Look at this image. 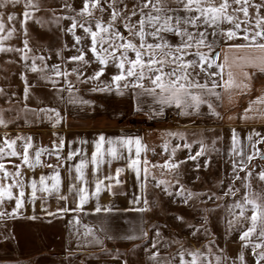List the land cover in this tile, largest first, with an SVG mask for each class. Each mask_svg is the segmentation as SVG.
<instances>
[{
    "label": "crops",
    "instance_id": "obj_1",
    "mask_svg": "<svg viewBox=\"0 0 264 264\" xmlns=\"http://www.w3.org/2000/svg\"><path fill=\"white\" fill-rule=\"evenodd\" d=\"M216 50L220 52L218 62L225 63L224 56H228L224 79H228L229 65H232L234 77L237 80L241 79L242 69L238 66L240 63L238 58L246 53L229 50L223 45ZM243 71L253 74L250 91L240 92L233 89L228 93L223 87L217 88L223 95V102L216 107L222 118L210 114L206 104L201 105L198 114L189 109L190 115H179V109L172 105L166 106L163 113L157 115L155 113L159 111V105L153 103V97L137 95L141 90H133L131 85L122 89L123 94L117 93L116 86H110V91H92L93 88H89L72 89L71 94L69 91L65 92L61 103L57 107H51L55 111L49 112L50 122L46 127L49 135L43 141V147L48 151L41 155L40 164L26 172L24 178L25 216L46 225V229L38 232L37 237L42 247H36L44 254L36 256L42 257L40 258L42 261L50 256L62 261L98 256L104 260L88 264H126L124 253L127 251L130 252L131 258H134L135 253L136 256L139 254L138 257L142 258L144 264H157L150 256L151 253L158 251L160 264L169 259H172L173 264H179L178 252L182 250L181 246L188 249L185 245L191 238L183 236L184 238L178 241L167 233L166 226L177 227L180 234H184L183 228L187 226H212L210 221L217 213L227 221L229 206L235 202V197L225 196L224 193L230 183L236 187L238 180L234 179L233 160L238 162L240 159L231 152L232 129L236 130L246 154L252 152L247 140L248 134L253 129L264 134V119L257 111L258 108L264 110V106L253 105V110L248 114L249 118H242L249 102L264 91V73L252 67L244 68ZM145 83V87L150 86L149 81L145 80ZM80 100H87L90 103L84 104L79 102ZM169 132L180 133L183 139L179 135L170 136ZM101 135L106 141L108 139L118 141L121 137L141 138L142 145L145 146V150L141 152V160L146 158L149 162L147 186L143 192L140 182L143 181L144 174L141 172V179L138 181L136 173L127 167L130 153L127 147L121 146L119 142L115 146L120 158L112 159L109 164L111 158L105 151L104 162L99 165L96 172L93 171L91 156ZM165 142L168 144L167 151L163 147ZM201 142L204 154L196 160L188 159L189 155L195 156L200 151ZM186 143L190 144L191 148H185L183 145ZM177 145L180 147L176 148ZM108 147L109 145L105 143V150ZM257 147L261 150L260 155L247 164V168L252 172L251 187L245 188L244 184L247 181L243 179L238 181L240 199L246 191L254 197L264 193V181L258 177V173L264 170V159H261V156H264V144ZM173 148H176L174 156ZM77 150L79 152L71 160L66 159L69 152ZM49 156H52V162L48 161ZM131 156L135 158L134 145ZM170 157L172 163L181 162L179 167L171 170L160 167ZM81 159L88 161L84 168L86 184L75 180L77 173L74 165ZM197 164L200 165L199 168ZM117 168L123 169L119 176L122 183L119 185L115 183V179L111 181L104 179L108 175L115 177ZM188 168L191 170L188 171ZM55 171H59L61 177L59 192L43 191V186L38 183L40 176L49 177L45 183L51 188L50 177ZM239 175L243 178L246 172H239ZM33 179L37 181L34 200L31 198ZM97 179L103 180L104 183L101 191L94 195ZM161 180L167 181V184H159ZM71 184H75L77 189L85 187L88 192V198L80 208H77L79 204L77 191L73 190L71 193L68 191ZM109 184L112 185L111 190L107 187ZM180 185H183V195L176 194L181 191ZM166 187L167 192L164 190ZM189 192L194 195L189 197ZM61 195H66L67 199H60ZM134 196L141 197L139 204L133 202ZM217 196L221 198L217 199ZM145 198L148 201V210L136 211L137 208L145 207L143 203ZM97 208L100 210L97 211ZM246 208L251 209V205ZM233 211L234 209L231 210ZM89 229L92 230V234H87ZM144 232H147V235H143ZM256 234L258 236V232ZM109 236L113 238L108 239ZM128 236L136 238L127 239ZM95 237H99L103 243H96ZM154 241L156 248L152 247ZM177 241L179 243H176ZM202 243H205L206 247H200L202 249L199 250L203 253L201 258L205 264L209 262L216 264L217 256L221 258V264H242L238 259L241 253L245 262L242 241L213 242L208 239ZM46 250L50 251L49 256H46ZM184 259L190 260L191 257L186 254ZM37 262L34 264H38Z\"/></svg>",
    "mask_w": 264,
    "mask_h": 264
},
{
    "label": "snow or ice",
    "instance_id": "obj_2",
    "mask_svg": "<svg viewBox=\"0 0 264 264\" xmlns=\"http://www.w3.org/2000/svg\"><path fill=\"white\" fill-rule=\"evenodd\" d=\"M20 0H0V9L14 8L19 5ZM83 6L79 9L77 15L82 17L85 22L77 25L76 17H68L72 19L73 23L68 31L73 32L76 44H81L82 37L76 36L74 29L79 26L83 29L86 36L90 37V45L81 46L76 49V55L68 57V61L78 62V67L91 65L93 61L98 62L99 68L94 70L91 75L86 77V80H99L105 73L106 67L112 63L117 68V73L111 76V83L115 84L118 94H123L122 89H126L131 85L133 90L140 89L137 95H148L153 97V103L159 105V111L155 114L160 115L166 106L175 105L179 109V115H190L189 109H192L197 114L200 111L201 105H207L210 114L220 117L216 111V107L223 102V95L217 91V88L223 87L225 92L230 93L231 90H239L240 92H248L252 88L253 74L243 71L244 68L252 67L258 69L259 72L264 73V0L256 2V0H132L129 6L128 0H82ZM107 5V7H105ZM65 7L71 9V5L65 4ZM23 19L20 25L25 39L23 40V49H15V51L22 52L21 59L24 60L25 67L30 68L32 72L42 73V78L50 81L53 86L57 81L52 77H63L67 80L69 73L66 70H61L60 65L53 64L50 66L51 75L45 72L49 66L44 65V68H39L36 60L45 61L44 56H33L32 63L29 66L27 61L29 56L27 52L31 51L27 40L26 23L32 18L30 9H37V5L33 0H24ZM98 10L101 15L95 16L94 12ZM108 13L107 19L104 18V13ZM242 14V16H241ZM17 16L12 13H7V20L14 21ZM39 22V21H37ZM94 22V28L92 23ZM254 22V23H253ZM229 25L223 27V25ZM243 25V27H242ZM5 30L4 13H0V32ZM16 31L15 27L8 30V36L11 37ZM211 36V39H209ZM175 39H172V38ZM5 37H0V40ZM223 45L229 50H240L246 55L239 57V67L242 69V78L237 80L231 71L232 65H229L228 79H224L225 63L228 61V56H224V62H218L220 59V52L217 48ZM87 49V50H86ZM13 49H5L0 46V52L12 51ZM92 54V60L87 58V53ZM130 53L134 55H130ZM57 55H60L58 52ZM215 69V70H213ZM72 72L76 74L79 80L84 75L83 72L73 68ZM21 79L24 81V99L28 98L30 85L25 74L21 73ZM150 83L149 87H145L144 81ZM203 80V82H201ZM86 82V81H84ZM68 91L71 93L72 83L67 81ZM110 91L111 88L107 85L104 88H93L92 91ZM3 89H0V93ZM76 102V100H72ZM79 102L88 104L90 101L80 100ZM229 102L231 103V95H229ZM253 105L264 106V91L261 92L255 100L249 102L248 108L244 110L243 119L249 118V113L253 110ZM139 110V108H138ZM40 111L50 112L55 109H41ZM259 115L264 119V110L257 109ZM57 115H59L57 113ZM0 126L7 127V121L4 119L2 112H0ZM170 136H181L180 133L169 132ZM256 137L254 140L253 138ZM19 139H24L23 152H18L15 148L16 142ZM232 149L231 152L239 156L237 162L233 160V175L236 180H245V188H250V178L252 172L247 168V164L257 156L260 155V149L257 145L264 144V134L253 129L247 136L252 152L246 154L240 139L235 129H232ZM119 142L121 146H126L130 155L128 156L127 167L131 168L136 173L138 181L141 179V172H143V181L140 182L141 192L146 189L147 179L149 174L148 160L145 158L141 160V152L145 150L142 145L140 137L118 138V141L113 139L105 140L101 135L99 140L95 143V151L92 152L91 163L94 165L93 171L99 169V165L104 162L105 151L112 159H118L116 143ZM3 143L8 149V155L11 157H20L21 164L27 165L29 168H35L40 164V157L42 152L47 149H39L35 152V159H31L29 149L32 147L31 137L24 138L18 136L16 139H8L5 133ZM107 143L109 147L105 150L104 145ZM133 145L135 146V158L131 156ZM63 146L61 140L60 147ZM185 148H191L190 144H184ZM167 151L168 144L163 145ZM177 145L176 148H179ZM176 148L172 149V156L175 155ZM5 152V148H0V156ZM79 152H69L66 157L71 160L74 155ZM204 154V146L201 142L200 151L195 156L189 155L188 159L196 160L199 156ZM264 159V156H261ZM181 162H171V157L165 161L160 167L167 169H176ZM207 163V162H206ZM88 161L81 159L74 165L77 175L75 180L87 181L84 176V168ZM143 165V167H142ZM15 173H9L5 169V165L0 163V171H3L4 177L10 175L20 176V164H14ZM200 167L199 164L196 165ZM49 167H51L49 165ZM157 167V165H153ZM71 172V168H69ZM122 168H117L115 177L112 175L105 176V180L115 179L117 185L122 181L119 179ZM239 172H246V176L241 178ZM261 181H264V170L258 173ZM49 177L41 175L39 184L43 186V191L55 190L59 192L61 177L59 171H55L51 175V188L45 183ZM103 180L97 179L95 182V194H98L103 185ZM179 183V181H177ZM222 183V182H221ZM159 184H167V181L161 180ZM159 184L157 186H159ZM20 187L19 195L15 197L16 211L25 196L23 187L20 181H16L15 185H9L7 188L0 185V198L7 196L10 200L13 199L12 187ZM111 190L112 185H107ZM31 198L34 200L37 191V181H31ZM181 191L177 195H183V185H180ZM73 190L77 191L79 195V204L77 208L83 206L88 198V192L85 187L76 188L75 184L69 185V193ZM167 192V187L164 189ZM240 188L229 184L228 190L224 193L225 196H237ZM171 195V193H168ZM194 195L189 192L188 196ZM60 199L66 200V195H61ZM217 199L221 197L217 196ZM140 196H134V203L139 204ZM144 208H137L136 211H147L148 201L143 200ZM187 203V200H185ZM251 205V216L245 217L246 206ZM232 209H239L238 213H233L235 220L240 218L249 219L251 224L246 231L240 235L242 241H248L250 237L258 232L261 242L253 244L252 254L257 257L256 264H264V193L258 194L255 197L249 192H244L241 199L235 201L229 206V211ZM97 211L100 209L97 208ZM67 211V209H63ZM3 215V213H0ZM178 219H182L179 218ZM79 222V221H77ZM232 221H229L231 227ZM87 234H92L89 229ZM195 234V233H193ZM143 235H147L144 232ZM157 235L159 233L157 232ZM112 239L113 237H107ZM127 239H135V236H128ZM98 244L103 242L99 237H95ZM176 243H179L178 241ZM156 248V242L152 244ZM247 247V244L244 245ZM178 252L179 264H205L201 258L203 253L197 250L183 249ZM257 249H260L257 252ZM210 251V250H209ZM191 257L190 260L184 259L185 255ZM160 253L158 251L151 253L150 259L159 261ZM238 259L244 262L243 253ZM163 264H173L172 259L163 261ZM210 264V262H209ZM216 264H221V258L216 257Z\"/></svg>",
    "mask_w": 264,
    "mask_h": 264
},
{
    "label": "rangeland",
    "instance_id": "obj_3",
    "mask_svg": "<svg viewBox=\"0 0 264 264\" xmlns=\"http://www.w3.org/2000/svg\"><path fill=\"white\" fill-rule=\"evenodd\" d=\"M256 2L260 1L256 0ZM33 3L37 5V9H30L32 18L26 23L28 30L26 38L31 49V51L27 52L29 56L27 64L31 65L33 56H44L46 58L44 62L36 60L39 68H44V65L47 64L49 67L45 69V72L51 75L50 66L58 64L61 70H66L69 73V76L67 80L63 77L53 76L52 78L57 81L54 87L50 81L42 78V73H34L30 71V68H26V62L21 59L22 52L15 51V49H23V40L25 39L19 22L23 19L24 0H20L19 5L14 8L0 9V13H4L5 22V30L0 32V37L5 38L0 40V46L5 49H13L12 51L0 52V89H3V92L0 93V112H2L4 119L7 121V127L0 126V148H5V152L0 156V163L5 165V169L9 173H15L14 164L21 165L20 176L10 175L5 178L3 171H0V185L6 188L9 185H15L16 181H20L21 186L24 188L25 174L32 168L22 165L20 157H11L7 154L8 149L3 143L5 133H7L8 139H16L18 136L25 139L31 137L32 147L29 149V155L34 160L35 152L39 149H44L43 141L49 135L46 127L49 126L50 114L40 110L51 109V107H57L61 103L65 97V92L68 91L67 81H71L72 89L74 90L104 88L106 85L115 87V84L111 83V76L117 73V68L114 64L109 63L104 75L99 80H86L87 76L100 67L98 62L93 61L90 66L86 65L81 68L78 67V62L68 61L67 59L72 55L78 54L77 48L88 46L91 42L90 37L86 36L83 29L79 26L74 29L75 35L82 37L79 45L76 44L73 32L68 31L73 23L72 19L68 17H76L77 25L85 22L82 17L77 15L79 9L83 6L82 0H33ZM128 3L131 6L132 0H128ZM65 4L71 5V9L65 7ZM8 12L14 13L17 19L8 21ZM94 15L98 17L101 13L96 10ZM107 16L108 13H104L105 19H107ZM92 26L94 28V22ZM228 26L227 24L223 25V27ZM12 27H15L16 31L9 37L8 30ZM172 39L175 38L173 37ZM209 39H211V36H209ZM58 52L60 55H57ZM130 55L134 54L130 53ZM87 58L93 59L90 52L87 53ZM73 68H77L78 71L84 73L79 80L76 74L72 72ZM21 73L26 75L28 84L31 86L26 101L24 99L25 84L21 79ZM144 84L146 86L145 81ZM24 142V139L17 140L15 148L18 152H23ZM42 154H46V152H42ZM189 170L191 169L188 168ZM238 181L236 182V188L239 187ZM11 190L13 199L10 200L7 196L0 198V213H3V215H0V264H34L37 261H39V263L37 262L38 264H88L96 260H104L103 257L100 258L98 256H88L81 259L70 258L64 261L51 258V256L46 259L44 257L49 256V250L45 251L47 255L43 257V261L40 259L42 257L38 258V255L44 254V252L38 251L36 248L37 246L42 247V243L37 238L38 232L46 229V225L36 222L37 220L34 218L29 219L25 216L24 198L21 206L16 211H13L16 208L15 197L19 195L21 188L13 186ZM239 199L240 197L237 194L235 201ZM238 212L239 209L229 212L227 221L218 215L220 213L215 214L212 221H210L213 224L212 226L184 227L185 235L180 234L177 227L166 226V231L178 241H181L184 238L183 236H187L185 237L187 239L191 238L186 242L187 244L185 243V246L191 250L205 248L206 244L202 242L208 239L213 242L215 240L242 241L240 235L247 230L251 222L246 218L235 220L233 213ZM250 216L251 209L246 208L245 217ZM229 221H232L231 227L229 226ZM192 239L193 241H191ZM259 242H261V238L256 233L248 241H242L243 246L247 244V247H244V264H256L257 257L252 254V247L253 244ZM259 251L260 249H257V252ZM124 255H126L124 256L126 264H144L142 258L138 257L139 254L136 256L135 253L134 258H131L129 256L130 252L126 251Z\"/></svg>",
    "mask_w": 264,
    "mask_h": 264
},
{
    "label": "built area",
    "instance_id": "obj_4",
    "mask_svg": "<svg viewBox=\"0 0 264 264\" xmlns=\"http://www.w3.org/2000/svg\"><path fill=\"white\" fill-rule=\"evenodd\" d=\"M48 161H49V162H52V156H49V157H48Z\"/></svg>",
    "mask_w": 264,
    "mask_h": 264
}]
</instances>
